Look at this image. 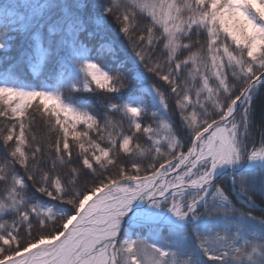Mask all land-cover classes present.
<instances>
[{
    "label": "snow or ice",
    "instance_id": "obj_1",
    "mask_svg": "<svg viewBox=\"0 0 264 264\" xmlns=\"http://www.w3.org/2000/svg\"><path fill=\"white\" fill-rule=\"evenodd\" d=\"M261 94L264 0H0V264H264Z\"/></svg>",
    "mask_w": 264,
    "mask_h": 264
},
{
    "label": "trees",
    "instance_id": "obj_2",
    "mask_svg": "<svg viewBox=\"0 0 264 264\" xmlns=\"http://www.w3.org/2000/svg\"><path fill=\"white\" fill-rule=\"evenodd\" d=\"M129 51H131V49H129ZM153 81L151 79H149L146 83L151 84ZM163 83V82H161ZM167 87V86H165ZM254 107L256 109L257 114H259V112L262 110V108H264V94H261L260 96L257 97V99L254 101ZM173 119H175V117H173ZM0 127H3V118H0ZM37 136L38 138L44 137L45 133L42 131H37ZM52 140L54 141V136L52 137ZM41 143L42 144H46L47 143V139H41ZM257 215H259V213H257Z\"/></svg>",
    "mask_w": 264,
    "mask_h": 264
}]
</instances>
